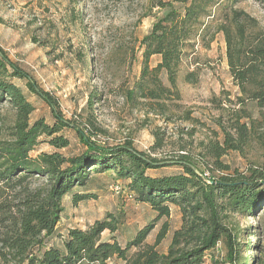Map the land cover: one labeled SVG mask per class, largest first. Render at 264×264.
<instances>
[{
  "label": "trees",
  "instance_id": "obj_1",
  "mask_svg": "<svg viewBox=\"0 0 264 264\" xmlns=\"http://www.w3.org/2000/svg\"><path fill=\"white\" fill-rule=\"evenodd\" d=\"M236 2L151 1V8L163 10L164 14L138 42L141 70L132 87L123 93L125 102L131 107L142 105L154 115L166 116L172 102L180 98L177 74L185 52L192 50L197 42L208 48L221 35L228 72L239 93L237 104L243 106L251 101L264 109V30L253 17L237 8ZM152 56H158L159 62L149 67ZM161 72L166 74L169 87L159 79ZM15 80L24 81L26 89L48 105L53 124L48 125L43 119L29 121L34 107ZM184 81L195 83V73L188 72ZM4 103L14 110V122L8 138L0 140V264H108L111 260L121 264H201L205 252L215 248L219 241L227 249L228 262L248 264L239 261V245L222 222L226 212L251 214L255 209L264 193V162L249 176L236 172L205 178L197 170V163L182 150L169 159H155L136 151L128 141L114 147L100 146L90 139L97 129L88 117L91 127L86 124L84 130L74 121L64 119L57 100L40 89L0 46V104ZM239 113L244 111L240 109ZM242 118L249 116L239 115L230 126L238 136L236 139L223 128L222 144L209 143L205 147L219 170L229 171L219 159L228 151H240L245 143L250 127L240 123ZM65 128L75 132L85 147L82 153L76 156L60 153L69 145L68 139L60 134ZM153 136L152 150H155L162 146L163 138L158 132ZM43 142L52 151L31 156L34 148ZM262 149L264 156V141ZM166 167H176L180 172L162 176L147 174ZM108 174L126 182L128 194L147 204L156 214L154 220L168 217L170 205L178 208L181 225L173 232L167 253L160 254L156 249L166 233V223L162 224L154 244H144L154 228L149 223L121 246L113 235L118 222L111 214L86 230L69 229L62 248L42 250L44 240L54 234L60 220L62 197L71 194L73 205L93 198L73 190L85 187L92 181V175L105 178ZM34 176L46 179L44 192L28 188L27 182ZM104 231L112 234L107 241L101 240Z\"/></svg>",
  "mask_w": 264,
  "mask_h": 264
},
{
  "label": "rangeland",
  "instance_id": "obj_2",
  "mask_svg": "<svg viewBox=\"0 0 264 264\" xmlns=\"http://www.w3.org/2000/svg\"><path fill=\"white\" fill-rule=\"evenodd\" d=\"M151 1L155 0H0V46L40 89L57 100L64 119L74 121L84 130L86 124L91 127L88 117L97 129L90 139L98 145L114 147L128 141L136 151L155 159H169L182 150L197 163V170L205 178L236 172L249 176L264 162V109L251 101L243 106L237 104L239 93L228 72L221 35L208 48L197 42L192 50L185 52L177 74L180 98L172 102L166 116L154 115L142 105L131 107L125 102L123 93L132 87L141 70L138 42L164 14L163 10L151 8ZM236 7L253 17L264 30V2L237 0ZM158 62L159 57L152 56L149 67ZM188 72L195 73V83L184 81ZM159 79L169 87L164 72ZM14 83L34 107L29 121L43 119L48 125L53 124L48 105L31 94L24 81ZM240 109L244 113H239ZM244 114L249 118L240 119V123L250 127L245 143L240 151H228L219 159L229 171L219 170L205 147L209 143L222 144L223 128L236 139L238 136L230 126ZM13 122L12 107L0 104V140L8 138ZM154 132L162 134L163 144L152 150ZM60 134L69 142L67 148L60 150L63 155L76 156L85 150L72 129H62ZM50 151L52 148L43 142L30 155ZM178 172L180 169L176 167H166L147 174L162 176ZM108 175L105 178L92 175V181L85 187L73 190L93 198L73 205L71 194L62 197L60 220L54 234L44 240L42 250L62 248L69 229L86 230L111 214L118 222L113 235L121 246L149 223L154 228L144 244H154L162 224L166 223V233L156 249L160 254L167 253L173 232L181 225L178 208L170 205L168 217L154 220L156 214L152 209L128 194L126 182ZM27 183L31 191L46 189L44 177L34 176ZM111 183L118 186L117 192L109 189ZM222 223L239 245V261L264 264V193L251 214L226 212ZM111 235L104 231L101 240L107 241ZM226 253L224 243L219 241L215 248L205 252L201 264H235L227 261ZM115 262L121 264L114 260L108 264Z\"/></svg>",
  "mask_w": 264,
  "mask_h": 264
},
{
  "label": "built area",
  "instance_id": "obj_3",
  "mask_svg": "<svg viewBox=\"0 0 264 264\" xmlns=\"http://www.w3.org/2000/svg\"><path fill=\"white\" fill-rule=\"evenodd\" d=\"M108 187H109V189L114 190V191H116V192L119 190V189H118V186H117L115 183L109 185ZM131 198H132V197H131Z\"/></svg>",
  "mask_w": 264,
  "mask_h": 264
},
{
  "label": "crops",
  "instance_id": "obj_4",
  "mask_svg": "<svg viewBox=\"0 0 264 264\" xmlns=\"http://www.w3.org/2000/svg\"><path fill=\"white\" fill-rule=\"evenodd\" d=\"M103 178V177H102Z\"/></svg>",
  "mask_w": 264,
  "mask_h": 264
}]
</instances>
